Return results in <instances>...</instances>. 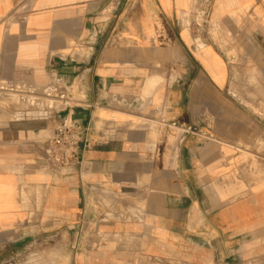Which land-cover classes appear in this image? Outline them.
Returning a JSON list of instances; mask_svg holds the SVG:
<instances>
[{
  "label": "crops",
  "instance_id": "crops-1",
  "mask_svg": "<svg viewBox=\"0 0 264 264\" xmlns=\"http://www.w3.org/2000/svg\"><path fill=\"white\" fill-rule=\"evenodd\" d=\"M0 82L68 87L93 143L58 172L59 121L0 94V261L264 264V0H0Z\"/></svg>",
  "mask_w": 264,
  "mask_h": 264
},
{
  "label": "built area",
  "instance_id": "built-area-1",
  "mask_svg": "<svg viewBox=\"0 0 264 264\" xmlns=\"http://www.w3.org/2000/svg\"><path fill=\"white\" fill-rule=\"evenodd\" d=\"M0 94L20 98L40 110L51 112L59 121L47 149L48 161L58 172L67 173L82 166L85 153L92 148L93 143L89 139L88 128L72 119L70 114L76 108L91 105L77 99L68 87L58 82L42 88L0 82ZM170 126L179 130L183 138L193 134L204 135L196 126L179 122H173Z\"/></svg>",
  "mask_w": 264,
  "mask_h": 264
},
{
  "label": "rangeland",
  "instance_id": "rangeland-1",
  "mask_svg": "<svg viewBox=\"0 0 264 264\" xmlns=\"http://www.w3.org/2000/svg\"><path fill=\"white\" fill-rule=\"evenodd\" d=\"M3 100L2 105L8 106L6 99ZM66 247L55 245L53 241L30 244L20 248L13 258L0 261V264H69V257L65 254Z\"/></svg>",
  "mask_w": 264,
  "mask_h": 264
}]
</instances>
